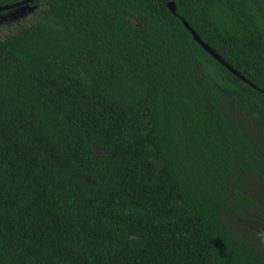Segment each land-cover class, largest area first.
Here are the masks:
<instances>
[{"label":"trees","instance_id":"16d2710c","mask_svg":"<svg viewBox=\"0 0 264 264\" xmlns=\"http://www.w3.org/2000/svg\"><path fill=\"white\" fill-rule=\"evenodd\" d=\"M32 5L0 38V264H264V0Z\"/></svg>","mask_w":264,"mask_h":264},{"label":"rangeland","instance_id":"374dc122","mask_svg":"<svg viewBox=\"0 0 264 264\" xmlns=\"http://www.w3.org/2000/svg\"><path fill=\"white\" fill-rule=\"evenodd\" d=\"M39 11L37 7L16 8L0 13V38H6L19 31L22 26L30 24Z\"/></svg>","mask_w":264,"mask_h":264},{"label":"water","instance_id":"95a60500","mask_svg":"<svg viewBox=\"0 0 264 264\" xmlns=\"http://www.w3.org/2000/svg\"><path fill=\"white\" fill-rule=\"evenodd\" d=\"M33 2H34V0H25L23 2L16 3V4H13V5L0 6V13L1 12H5V11H9V10H12V9H16V8H19V7H21V8H31L32 7L33 8V7H35V6L32 5ZM168 7L175 15L178 16L176 3L174 1L170 2L168 4ZM181 19H182L184 25L186 26V28L192 33L194 39L209 54H211L217 61H219L227 69H229L230 71H232L233 73H235L236 75L241 77L243 80H246L244 77H242L240 75V73L236 69H234L228 62H226L225 59L216 52V50H214L212 47H210V45L208 43L204 42L202 40V38L199 36V34L192 28V26L184 18L181 17Z\"/></svg>","mask_w":264,"mask_h":264}]
</instances>
